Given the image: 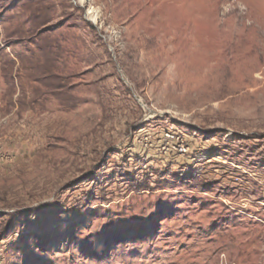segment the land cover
Segmentation results:
<instances>
[{
  "label": "rangeland",
  "instance_id": "obj_1",
  "mask_svg": "<svg viewBox=\"0 0 264 264\" xmlns=\"http://www.w3.org/2000/svg\"><path fill=\"white\" fill-rule=\"evenodd\" d=\"M0 264H264V0H0Z\"/></svg>",
  "mask_w": 264,
  "mask_h": 264
},
{
  "label": "bare ground",
  "instance_id": "obj_2",
  "mask_svg": "<svg viewBox=\"0 0 264 264\" xmlns=\"http://www.w3.org/2000/svg\"><path fill=\"white\" fill-rule=\"evenodd\" d=\"M89 15H92V18L94 19L93 22L96 21V20H98V14L95 12V10H94L93 8H91V9L89 10ZM90 18H91V17H90ZM92 18H91V19H92Z\"/></svg>",
  "mask_w": 264,
  "mask_h": 264
}]
</instances>
